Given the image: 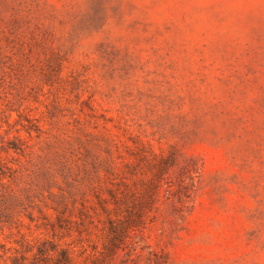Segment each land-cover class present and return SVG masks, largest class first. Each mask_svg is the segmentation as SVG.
I'll list each match as a JSON object with an SVG mask.
<instances>
[{"label": "rangeland", "instance_id": "rangeland-1", "mask_svg": "<svg viewBox=\"0 0 264 264\" xmlns=\"http://www.w3.org/2000/svg\"><path fill=\"white\" fill-rule=\"evenodd\" d=\"M151 183L103 264H264V0H0V264H93Z\"/></svg>", "mask_w": 264, "mask_h": 264}, {"label": "trees", "instance_id": "trees-1", "mask_svg": "<svg viewBox=\"0 0 264 264\" xmlns=\"http://www.w3.org/2000/svg\"><path fill=\"white\" fill-rule=\"evenodd\" d=\"M177 160V155L172 153L163 156L158 163L152 164L156 168V176L161 175L168 168L177 164ZM150 186L148 189H145L144 196L143 192L139 196H136L128 193L118 195L116 191H111L113 199L112 207L109 206L110 201L99 199V203L108 216L106 220L107 231L104 234L102 250L94 252L98 255L92 258L93 264H98L99 262H101L99 264H103L109 257L113 258L116 253L123 249L131 231L145 224L147 210H152L156 207L158 196V191L154 184L151 183ZM121 209L125 212L123 217H121ZM31 250L33 251V249ZM33 255L32 264H38L41 260L46 263L51 260L50 263L52 264L86 263L85 260L82 262L77 261V256L72 247L53 245V243L48 246V243L44 241L37 245V250ZM26 258L24 255H21V258H16L13 263L20 262V259H23L22 263ZM94 261H97V263Z\"/></svg>", "mask_w": 264, "mask_h": 264}]
</instances>
